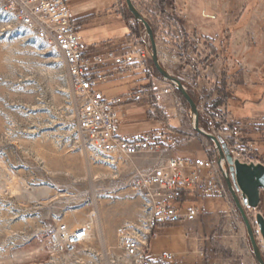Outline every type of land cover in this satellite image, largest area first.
I'll return each mask as SVG.
<instances>
[{
  "label": "rangeland",
  "instance_id": "obj_1",
  "mask_svg": "<svg viewBox=\"0 0 264 264\" xmlns=\"http://www.w3.org/2000/svg\"><path fill=\"white\" fill-rule=\"evenodd\" d=\"M72 1L83 13L77 20L91 26L80 25L85 44L123 50L144 45L150 52L145 28L125 0ZM206 1L223 27L201 14L200 0H184L181 11L173 0H132L152 28L161 64L196 103L198 126L264 164V126L258 122L264 114V0ZM142 76L161 105L156 114L170 125L164 133L191 138L199 155L216 158L213 142L196 132L189 105L175 88L157 93L153 87L170 83ZM76 107L59 54L0 14V264L121 263L116 227L138 221L143 209L140 195L121 182L153 155H115L113 164L88 159L78 146ZM149 127L127 123L123 130ZM222 181L224 195L194 200L199 215L187 241L194 263L248 264L245 226ZM245 211L256 228V213L264 216L263 190L258 207ZM58 222H92V229L75 253L53 262L46 240Z\"/></svg>",
  "mask_w": 264,
  "mask_h": 264
},
{
  "label": "built area",
  "instance_id": "obj_2",
  "mask_svg": "<svg viewBox=\"0 0 264 264\" xmlns=\"http://www.w3.org/2000/svg\"><path fill=\"white\" fill-rule=\"evenodd\" d=\"M70 5L71 0H0V14L61 57L77 99L78 146L88 159L113 164L115 155H153L152 160L135 167L121 182V187H129L140 195L143 209L138 221H125L116 227V248L123 253L119 264L170 263L172 253L164 252L154 258L151 239L156 230L197 219L198 207L182 204V197L188 193L199 199L224 195L225 165L217 157L168 155L167 147L175 141H166L159 130L119 133L123 117L120 107L136 103L151 108L156 92L137 87L122 95L106 96L99 86L123 75L139 73L151 81L158 79L149 67L150 53L144 45L124 50L116 45H103L95 52L88 51ZM153 89L169 94L172 86L165 84ZM258 122L264 126V114L258 117ZM229 151L241 162L262 163L242 148ZM91 229L92 222L56 223L46 240L50 260L55 262L62 254L75 253L89 239ZM254 232L264 257L257 227Z\"/></svg>",
  "mask_w": 264,
  "mask_h": 264
},
{
  "label": "crops",
  "instance_id": "obj_3",
  "mask_svg": "<svg viewBox=\"0 0 264 264\" xmlns=\"http://www.w3.org/2000/svg\"><path fill=\"white\" fill-rule=\"evenodd\" d=\"M174 5L177 11L183 10V2L184 0H173ZM199 7L197 8L200 10L201 14L204 17H212L214 18L211 20L213 23H216L217 26H224L223 19L220 15L212 9V6L206 0H200ZM71 8L75 13V24L78 26V31L81 26H85L90 28L88 24H83V22H79L77 18L83 16V13L80 12L78 8L73 7V1L71 0ZM212 13V14H209ZM79 23V24H78ZM80 34V33H79ZM82 37V36H81ZM102 42V41H101ZM85 44V43H84ZM99 43H94L92 45H87L86 49L90 52H95L99 50ZM143 74H131V75H123L117 77L113 80L108 81L107 83L101 84L99 88L103 91L104 95L106 96H113V95H122L129 91L130 89L142 87L146 88L150 91L149 85L146 83L145 78L142 76ZM149 81V80H148ZM139 107L138 111L135 113H128V111H133L135 108ZM161 107L160 103L156 105V102L152 100L151 108L141 107L136 103H128L124 104L120 107V112L123 115L121 124L119 126V133L120 134H131L136 132L124 131L123 127L125 124L132 123V124H148L150 125L149 130H159L162 133L165 132L166 128L170 126L168 123L165 122L164 119L159 118L155 112V109H159ZM145 131H137V132H145ZM165 138H169V141H175L173 145H168L167 147V154H177L183 157H207L206 154L199 155L198 148L193 143V140L184 141L180 134H165ZM217 154V152H216ZM153 159V158H152ZM150 159V160H152ZM221 197V196H219ZM216 198V197H215ZM199 199L193 193H188L184 196L182 204H194V200ZM191 227L190 222L182 221L177 224L173 225H166L160 227L156 230L153 238L151 239V250L154 255V258H158L161 253H172L174 258L170 263H158V264H213L211 261L209 263H194L196 261L195 252L191 249L190 243L187 241L188 236L187 233ZM248 250V254H249ZM251 254V253H250ZM252 259L245 257L244 261L248 264H257L256 260L251 254ZM231 260V259H230ZM230 262V261H229ZM227 263V262H224Z\"/></svg>",
  "mask_w": 264,
  "mask_h": 264
},
{
  "label": "water",
  "instance_id": "obj_4",
  "mask_svg": "<svg viewBox=\"0 0 264 264\" xmlns=\"http://www.w3.org/2000/svg\"><path fill=\"white\" fill-rule=\"evenodd\" d=\"M125 3L127 10L132 14L133 18L141 22L145 28L149 39L150 58L155 70L163 80L168 81L182 95L183 99L189 105L190 112L193 115V126L196 132L213 142L217 151V161H222L225 165L226 170L223 173V180L244 223L254 259L257 264H264L254 227L251 225L245 211L246 207L255 209L259 205L260 191H264V164L239 161L232 156L226 142L220 135L205 131L198 126L199 113L197 105L180 79L172 75L161 64L150 24L136 9L132 0H125ZM255 222L264 244V216L260 213H256Z\"/></svg>",
  "mask_w": 264,
  "mask_h": 264
},
{
  "label": "trees",
  "instance_id": "obj_5",
  "mask_svg": "<svg viewBox=\"0 0 264 264\" xmlns=\"http://www.w3.org/2000/svg\"><path fill=\"white\" fill-rule=\"evenodd\" d=\"M163 1H164V0H162V2H163ZM149 67H150L152 73H154V75H155L156 77L162 79V78L159 76V74L157 73V71L155 70V68H154V66H153V64H152L151 59H150V61H149ZM175 91L179 94V96L182 97V95H181L176 89H175ZM182 98H183V97H182Z\"/></svg>",
  "mask_w": 264,
  "mask_h": 264
}]
</instances>
